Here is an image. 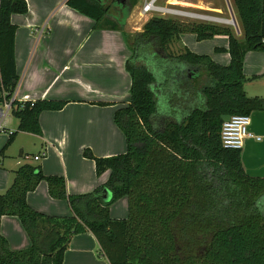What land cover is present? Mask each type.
I'll use <instances>...</instances> for the list:
<instances>
[{
  "label": "trees",
  "instance_id": "1",
  "mask_svg": "<svg viewBox=\"0 0 264 264\" xmlns=\"http://www.w3.org/2000/svg\"><path fill=\"white\" fill-rule=\"evenodd\" d=\"M138 1L114 0L116 14L111 16L104 0H66V6L93 20L96 29L121 32L130 52L125 63L129 102L113 117L126 150L101 158L84 150L97 177L109 173L104 184L86 194L69 195L63 177L45 176L38 166H20L0 194V221L17 218L30 244L11 251L0 234V264H61L72 238L84 233L93 235L108 264H264V178L245 173L241 151L223 148L220 118L264 112V98L246 96L242 73L247 52H264V0H230L241 40L227 28L158 17L130 36L124 28ZM27 10L25 0H0V102L10 103L19 122L5 147L19 132L41 135L39 115L66 104L12 98L19 76L11 16ZM182 34L197 41L225 36L227 48L217 51L228 53L229 64L221 66L187 50L173 55L169 47ZM146 54L185 67L173 77L185 96L179 104L189 110L181 121L158 113L151 90L156 79L140 63ZM41 182L51 199L68 204L70 216L44 215L27 204V194ZM105 190L108 201L102 197ZM120 198L127 201V217L112 219L110 206Z\"/></svg>",
  "mask_w": 264,
  "mask_h": 264
},
{
  "label": "crops",
  "instance_id": "2",
  "mask_svg": "<svg viewBox=\"0 0 264 264\" xmlns=\"http://www.w3.org/2000/svg\"><path fill=\"white\" fill-rule=\"evenodd\" d=\"M25 1L27 13L11 16V23L16 26L14 55L19 76L14 97L19 102L59 100L66 104L59 111L39 115L41 135L19 132L8 147L5 145L9 135L17 131L19 122L10 112L1 120L0 194L11 185L14 172L24 164L40 167L45 176L63 177L69 195L90 193L107 181L109 173L97 177L94 162L83 157L84 150L89 149L98 158L120 155L126 150L124 135L113 117L129 102L130 76L125 63L130 52L121 32L96 29L93 20L66 6V0ZM140 17L143 18L132 10L124 31L129 32L133 24L137 25ZM143 25L136 33L142 31ZM173 45L175 49L178 46L183 51L208 56L221 66L230 62L228 53L217 51L227 48L225 36L197 41L192 34H182L170 45L171 49ZM173 65L174 73L185 71L183 65ZM242 73L246 78L243 84L246 96L264 98V52H247ZM157 88L156 85L153 88L155 94L159 92ZM173 91L174 97H179L168 116L179 122L189 110L178 101L182 97L184 102V94ZM249 118V132L260 140H245L241 162L248 176L264 178V112L254 111ZM30 148L34 149L31 154ZM43 152V158L33 160ZM102 195L106 201L105 192ZM26 202L44 215H71L65 201L49 197L45 182L27 194ZM110 217L116 219L111 213ZM0 234L11 251L29 247V238L15 217L1 218ZM61 264L108 263L99 254L93 235L84 233L72 238Z\"/></svg>",
  "mask_w": 264,
  "mask_h": 264
},
{
  "label": "rangeland",
  "instance_id": "3",
  "mask_svg": "<svg viewBox=\"0 0 264 264\" xmlns=\"http://www.w3.org/2000/svg\"><path fill=\"white\" fill-rule=\"evenodd\" d=\"M144 0H139L136 6L132 9L134 12L140 11L141 5ZM174 1V4H170L171 0H158L156 2V5L163 6V7H172L184 10L186 12L192 13V14H198L202 16H210V17H218L222 19H229V11L227 9L226 3L224 0H172ZM230 1V0H229ZM114 0H104L105 5L109 8V13L111 16H115L116 10L113 6ZM231 3V2H230ZM233 9V8H232ZM234 11V10H233ZM235 14V13H234ZM153 17H161L158 15H147L145 17H140L139 23L137 25L133 24L132 28L129 29V32H126L128 35L135 34L139 28L146 23L150 18ZM162 18L169 19V16H164ZM236 18V15H235ZM237 20V18H236ZM181 22L185 23H195V24H206L209 22H202V21H192L190 19H182ZM238 23V20H237ZM213 26L221 27V28H227L231 32L234 33V28L230 25L221 24V23H211ZM239 40L242 39V37H237ZM173 44V43H172ZM170 48V47H169ZM175 49V45H173L172 49L170 48V52L173 55H178L179 53L183 52L178 46ZM164 58V56H161L159 54L153 55V54H146V56H143L140 60V63L144 65V67L152 73V75L156 79V87L159 91L158 94H156L157 98V108L158 113L164 114V115H171L176 108V102L175 100L178 99V95L174 97V91L176 92H182L179 91L180 89L177 88L176 84L174 83V62L167 64ZM169 65V67H168ZM154 86L151 87V90L153 91ZM155 92V90H154ZM200 98V97H199ZM128 104V103H127ZM126 104V105H127ZM33 148L29 149V154L33 153ZM35 152V151H34ZM111 209L109 211L110 213L116 217V219H124L127 216V206H126V200L125 198H120L116 200L111 206Z\"/></svg>",
  "mask_w": 264,
  "mask_h": 264
},
{
  "label": "built area",
  "instance_id": "4",
  "mask_svg": "<svg viewBox=\"0 0 264 264\" xmlns=\"http://www.w3.org/2000/svg\"><path fill=\"white\" fill-rule=\"evenodd\" d=\"M157 1L158 0H144L140 8L139 15L140 16H147V15L161 16L158 18L169 16V19L180 21V22L182 21V19H190L192 21L195 20V21H202V22L205 21V22H209V23H206L209 25H211V23H220L216 20H222V18L202 16L198 14L196 15V14H192V13H189L184 10L177 9V8L158 6L156 5ZM211 19H213L214 21H212ZM233 28H234V34L236 37L242 36V32L237 23V20ZM262 43L264 44V39L262 40ZM12 98H15L14 95ZM9 112H11L10 103L3 102L2 109L0 110V123H1V120ZM249 126H250L249 116H246V115L230 116V119L228 122L222 123L221 143H222L223 148L241 151L246 139L255 138L257 141H259L260 140L259 137H254L251 134V132H249L248 130ZM44 156H45V153L43 152L39 155L34 156L33 160L39 161Z\"/></svg>",
  "mask_w": 264,
  "mask_h": 264
},
{
  "label": "water",
  "instance_id": "5",
  "mask_svg": "<svg viewBox=\"0 0 264 264\" xmlns=\"http://www.w3.org/2000/svg\"><path fill=\"white\" fill-rule=\"evenodd\" d=\"M225 3H226V6H227V8L229 10V14H230L231 18L236 21L235 14H234V11H233L232 6L230 4V1L229 0H225ZM220 118H221L222 122L225 123V122L229 121L230 116L229 115H221ZM104 192H105L104 198H106V201H108L110 199V193L107 190H105Z\"/></svg>",
  "mask_w": 264,
  "mask_h": 264
},
{
  "label": "bare ground",
  "instance_id": "6",
  "mask_svg": "<svg viewBox=\"0 0 264 264\" xmlns=\"http://www.w3.org/2000/svg\"><path fill=\"white\" fill-rule=\"evenodd\" d=\"M225 1V0H224ZM228 9V8H227ZM229 11V10H228ZM144 17V16H143ZM212 21H214L213 19H211ZM222 24H226V25H230V26H234L236 21L232 18H230V14H229V19H222V20H216Z\"/></svg>",
  "mask_w": 264,
  "mask_h": 264
}]
</instances>
